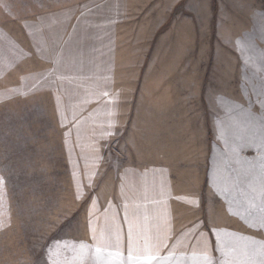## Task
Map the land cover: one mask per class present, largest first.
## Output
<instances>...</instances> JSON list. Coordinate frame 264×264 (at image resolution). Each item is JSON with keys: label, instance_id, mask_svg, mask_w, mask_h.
Returning a JSON list of instances; mask_svg holds the SVG:
<instances>
[{"label": "rangeland", "instance_id": "rangeland-1", "mask_svg": "<svg viewBox=\"0 0 264 264\" xmlns=\"http://www.w3.org/2000/svg\"><path fill=\"white\" fill-rule=\"evenodd\" d=\"M201 1L0 0V264H91L107 257L96 245L115 244L117 226L114 217H96V192L107 179L109 150L125 139L120 130L129 129L130 148L141 149L146 124L149 137L160 125L171 130L172 116L180 129L178 101L164 118L158 110L167 95L157 94L164 76L156 66L169 64L163 56L197 54L190 43L206 38L194 21L203 19ZM182 15L193 19L191 29L173 27ZM144 61L149 94L136 98L134 79ZM222 67L209 59L202 90L236 81ZM116 75L125 85L114 91ZM190 76L186 68L182 78ZM190 79L191 97L198 96L199 76ZM194 112L193 134L208 135L205 111ZM114 127L117 137L110 138ZM196 141V148L205 146ZM232 143L243 147L241 161L262 154L251 142ZM224 255L236 261L234 251Z\"/></svg>", "mask_w": 264, "mask_h": 264}, {"label": "crops", "instance_id": "crops-1", "mask_svg": "<svg viewBox=\"0 0 264 264\" xmlns=\"http://www.w3.org/2000/svg\"><path fill=\"white\" fill-rule=\"evenodd\" d=\"M198 7L203 19L194 14V21L206 38L190 43L197 54L163 56L169 64L156 66L164 76L157 82V94L167 95L158 110L164 118L178 101L180 129L172 116L171 130L160 125L149 137L146 124L141 149L130 148L129 129H119L125 139L119 149L109 150L107 179L96 192V217H114L118 240L107 247L96 245V253L107 257L91 264H221L227 251L236 253L230 264L257 258L255 242L241 237L264 236L255 232L264 216V0H202ZM173 25L191 29L193 19L182 15L179 26L176 21ZM209 59L223 66V75L226 69L234 72L236 81L227 89L202 90V70ZM148 64L144 61L136 73V98L139 91L148 98ZM186 68L190 78L199 76L198 96L191 97L192 80L182 78ZM185 79L190 81L187 87ZM117 85L122 88L125 81L116 75L114 91ZM127 102V97L120 99L118 106ZM198 107L205 111L201 124L208 135L193 134L191 121ZM111 137H117L116 127ZM196 140L205 146L196 148ZM222 141L251 142L262 154H247V161H241L237 155L243 147L232 143L223 149Z\"/></svg>", "mask_w": 264, "mask_h": 264}, {"label": "snow or ice", "instance_id": "snow-or-ice-1", "mask_svg": "<svg viewBox=\"0 0 264 264\" xmlns=\"http://www.w3.org/2000/svg\"><path fill=\"white\" fill-rule=\"evenodd\" d=\"M259 223H260V227L256 228L255 232H257V233L264 232V216L261 217ZM248 227L251 230V226H248ZM241 238L253 241L258 246L257 250L255 251L257 254V258L253 259V260L245 261V262H243V264H264V236H260L257 239H252L251 237H244V236H242ZM217 250H219V249H217ZM221 264H230V262L227 260H224V261H221ZM238 264H239V262H238Z\"/></svg>", "mask_w": 264, "mask_h": 264}]
</instances>
